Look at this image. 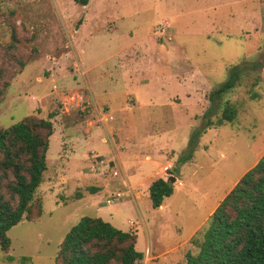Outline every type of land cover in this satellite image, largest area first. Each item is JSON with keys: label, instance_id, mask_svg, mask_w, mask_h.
I'll return each mask as SVG.
<instances>
[{"label": "rangeland", "instance_id": "rangeland-1", "mask_svg": "<svg viewBox=\"0 0 264 264\" xmlns=\"http://www.w3.org/2000/svg\"><path fill=\"white\" fill-rule=\"evenodd\" d=\"M240 64L238 83L221 95L236 107L235 120L205 128L191 160L173 172L208 108L214 118L220 107L210 92ZM0 91V130L27 116L52 124L32 213L9 229L0 264H56L82 217L112 219L122 229L132 221L140 264H186V253L198 250L190 236L202 240L211 213L264 154V0H88L85 7L0 0ZM110 147L119 162L110 153L101 171L106 183L120 185L98 191L86 166L103 159L92 151ZM163 163L165 180L174 178L163 210L149 198L132 202L127 174L129 183L145 185ZM9 181V172L0 176L5 198ZM114 192L122 199L106 205Z\"/></svg>", "mask_w": 264, "mask_h": 264}, {"label": "trees", "instance_id": "trees-1", "mask_svg": "<svg viewBox=\"0 0 264 264\" xmlns=\"http://www.w3.org/2000/svg\"><path fill=\"white\" fill-rule=\"evenodd\" d=\"M73 2L86 6L88 0ZM245 65L232 67L227 80L210 92L209 101H217L220 107L214 118V111L208 108L207 120L201 128L190 133L173 172L177 173L180 164L191 160L197 140L205 128H216L235 120L236 107L228 101L221 103V95L238 83ZM257 65L254 63L251 67ZM257 97V94H252V98ZM51 135V122L32 116L0 130V176L10 173L7 197L0 192L2 250H7L11 243L7 235L9 229L32 213L34 195L47 168L46 154ZM96 190L88 189L90 193ZM172 194L171 178H157L148 188L153 209L159 208ZM41 211L39 205L34 217H40ZM191 241L198 250L195 254L186 253V264H264V154L239 178L211 213L202 240L198 242L192 237ZM135 243L133 233L121 231L101 218L82 217L62 240L56 264H140L143 254L135 248Z\"/></svg>", "mask_w": 264, "mask_h": 264}, {"label": "crops", "instance_id": "crops-1", "mask_svg": "<svg viewBox=\"0 0 264 264\" xmlns=\"http://www.w3.org/2000/svg\"><path fill=\"white\" fill-rule=\"evenodd\" d=\"M83 7H85V6H83ZM78 65H79V68H81V64H80V62L78 63ZM188 90H192V88H188ZM169 105H171V103L169 104ZM168 105V106H169ZM121 108H123V107H121ZM120 108V109H121ZM160 151V150H159ZM96 153H98L97 155H99L100 157H102L103 159H100L99 161H96L95 163H91V161H90V159H89V161H88V165L86 166V167H92V171H93V173L92 174H88L87 176L88 177H90V179L97 185L96 187H98V191H100V190H102L103 188L105 189L106 187H110V188H113V189H117L118 188V186L120 185L119 184V182L118 181H110L109 183H106L105 182V180H104V176H102L101 174H102V171H101V162H104L103 160H111L110 158H109V155H110V153L112 154V158L116 161V162H119V154H117L116 152H115V150L113 149V147H110V148H107L106 150L105 149H103V150H100V149H98L97 151H96ZM98 156V157H99ZM166 158V156H164V155H162L160 152H156V158L155 159H157V158H159V160L160 159H165ZM151 157L150 156H147L146 155V157H145V159L146 160H149ZM166 164H168V163H163L162 165H161V167L158 169V171L153 175V176H151L150 177V183H148V184H145V185H143L141 182L140 183H138V182H135V183H129L128 181H127V178H128V174H127V176H126V182H125V184L126 185H129L131 188H132V191L130 190V188H129V190L127 189L124 193L126 194V195H128L129 197H131V200H132V202H136V201H140L141 199H143V198H146V199H148L149 197H148V188H149V185L151 184V182L153 181V180H155V179H157V178H162V179H165V173H164V168L166 167ZM174 167H175V164H174ZM182 166H178V169H180ZM178 173H180V171L178 170ZM147 179H144V181H146ZM143 181V182H144ZM123 186H124V188H125V185L124 184H122ZM124 194V195H125ZM171 197V196H170ZM169 197V198H170ZM167 199V198H166ZM93 202V201H92ZM164 202V201H163ZM162 205H163V203H162ZM160 206L159 208H157V211H162L163 210V206ZM138 212V211H137ZM137 216H138V220H136V221H139V223H138V226H141L144 230H145V223H144V221H143V219H142V217L140 216V214H139V212L137 213ZM165 217V216H164ZM103 221H106V222H108V223H110L113 227H115V228H117V229H119V230H121V231H125V232H128L131 228L130 227H132L133 225H134V223L132 222V225H129V222L128 221H126V225H127V228L126 229H122V228H120L117 224H115L114 223V221H112V219H103V218H101ZM135 227H136V225H135ZM135 236H136V243H135V248L137 249V246H138V242H137V240H138V238H137V232H136V228H135V230H134V233H133ZM190 238H192L191 236H190ZM157 239H155L154 240V245H157L158 243H157V241H156ZM178 246H180V245H177V246H175V247H173V248H177ZM145 248H147V250H149L150 248H152V244H151V240L148 238V236H147V234L145 233ZM151 250V249H150ZM140 252V251H139ZM154 252V251H153ZM142 253V252H141ZM143 254V253H142Z\"/></svg>", "mask_w": 264, "mask_h": 264}, {"label": "built area", "instance_id": "built-area-1", "mask_svg": "<svg viewBox=\"0 0 264 264\" xmlns=\"http://www.w3.org/2000/svg\"><path fill=\"white\" fill-rule=\"evenodd\" d=\"M92 156L94 157H97V154H95L93 151L91 152ZM164 170H167L166 167L164 168ZM110 174L112 176H117V171L114 170V168L110 169ZM102 176H104V173L102 172L101 174ZM123 193L121 192H114V193H111L109 194L108 196L105 197V200H104V203L106 205H112V204H115V203H118L120 199H122ZM129 225H132V222H129Z\"/></svg>", "mask_w": 264, "mask_h": 264}, {"label": "water", "instance_id": "water-1", "mask_svg": "<svg viewBox=\"0 0 264 264\" xmlns=\"http://www.w3.org/2000/svg\"><path fill=\"white\" fill-rule=\"evenodd\" d=\"M174 181V178H171V182H173Z\"/></svg>", "mask_w": 264, "mask_h": 264}]
</instances>
